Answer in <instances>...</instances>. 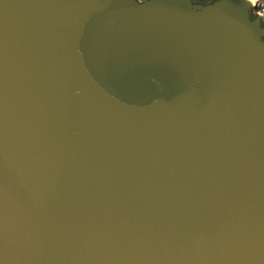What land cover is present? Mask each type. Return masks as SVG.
<instances>
[{"label":"water","instance_id":"95a60500","mask_svg":"<svg viewBox=\"0 0 264 264\" xmlns=\"http://www.w3.org/2000/svg\"><path fill=\"white\" fill-rule=\"evenodd\" d=\"M0 264H264L251 2L0 0Z\"/></svg>","mask_w":264,"mask_h":264},{"label":"built area","instance_id":"2783aa9c","mask_svg":"<svg viewBox=\"0 0 264 264\" xmlns=\"http://www.w3.org/2000/svg\"><path fill=\"white\" fill-rule=\"evenodd\" d=\"M253 15L260 17L264 25V0H255L253 4Z\"/></svg>","mask_w":264,"mask_h":264},{"label":"bare ground","instance_id":"6f19581e","mask_svg":"<svg viewBox=\"0 0 264 264\" xmlns=\"http://www.w3.org/2000/svg\"><path fill=\"white\" fill-rule=\"evenodd\" d=\"M249 2H251V4L253 5L255 0H248Z\"/></svg>","mask_w":264,"mask_h":264}]
</instances>
